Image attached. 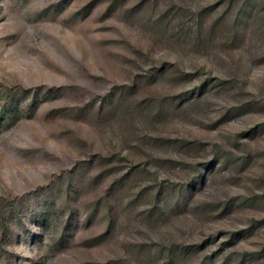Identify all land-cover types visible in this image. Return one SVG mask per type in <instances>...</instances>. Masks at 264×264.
I'll return each instance as SVG.
<instances>
[{
	"label": "rangeland",
	"instance_id": "rangeland-1",
	"mask_svg": "<svg viewBox=\"0 0 264 264\" xmlns=\"http://www.w3.org/2000/svg\"><path fill=\"white\" fill-rule=\"evenodd\" d=\"M0 264H264V0H0Z\"/></svg>",
	"mask_w": 264,
	"mask_h": 264
}]
</instances>
